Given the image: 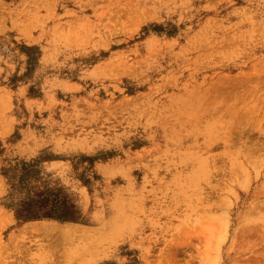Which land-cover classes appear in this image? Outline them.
Masks as SVG:
<instances>
[{"label":"rangeland","instance_id":"1","mask_svg":"<svg viewBox=\"0 0 264 264\" xmlns=\"http://www.w3.org/2000/svg\"><path fill=\"white\" fill-rule=\"evenodd\" d=\"M0 149V264H264V0H0ZM15 158L82 219L18 220Z\"/></svg>","mask_w":264,"mask_h":264},{"label":"trees","instance_id":"2","mask_svg":"<svg viewBox=\"0 0 264 264\" xmlns=\"http://www.w3.org/2000/svg\"><path fill=\"white\" fill-rule=\"evenodd\" d=\"M23 50L28 56L29 68L38 63L41 56L39 47L23 45ZM40 163L41 159L27 161L15 158L9 161L7 167H3L9 184L5 205L22 221L81 220L82 213L74 194L47 179ZM130 264H139V260L133 258Z\"/></svg>","mask_w":264,"mask_h":264},{"label":"bare ground","instance_id":"3","mask_svg":"<svg viewBox=\"0 0 264 264\" xmlns=\"http://www.w3.org/2000/svg\"><path fill=\"white\" fill-rule=\"evenodd\" d=\"M8 220L6 212L0 210V230L5 227ZM25 233L29 234L30 237L36 236L42 239H47L48 244L46 247L52 248L55 256L58 252H62L69 262L84 255L93 238L90 231L86 229L80 230L72 226H51L46 223L33 225L32 227L30 226L25 229ZM254 235L255 237L257 236V238H264V222L255 229Z\"/></svg>","mask_w":264,"mask_h":264}]
</instances>
